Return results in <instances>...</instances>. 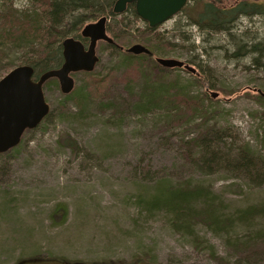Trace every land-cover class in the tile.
<instances>
[{
  "label": "rangeland",
  "instance_id": "1",
  "mask_svg": "<svg viewBox=\"0 0 264 264\" xmlns=\"http://www.w3.org/2000/svg\"><path fill=\"white\" fill-rule=\"evenodd\" d=\"M180 19L176 15L158 26L162 37L176 45L161 58L183 62L194 70L192 74L198 72L206 81L198 85L197 78L186 70L166 72L163 81L176 80L192 95L209 87V94L216 95L213 99L218 102L212 103L209 115L215 113L207 125L215 123L216 129L226 132L228 145L233 141L260 149L264 105H258L251 95L256 90L264 94V74L251 67V57L231 60L227 55L236 45L264 44V17L242 18L231 36L206 39L195 28H180ZM109 22L118 29L114 20ZM143 23L136 22L126 33L140 30ZM180 32L190 40H182ZM107 35L113 36L110 32ZM96 55L99 61L92 73L97 76L104 77L117 67L118 56L104 42L97 43ZM20 56L6 57L0 65V79L9 71L6 69L19 65ZM70 76L75 91L85 76ZM43 92L51 111L61 102L75 108L70 102L75 94H62L52 79L44 83ZM93 105L90 103L81 119L66 115L25 131L18 149L0 157V264H127L134 257L138 260L134 264H146L144 256L154 264H219L210 253L226 257V236L197 226L194 239L173 231L166 214L147 215L135 204V196L149 190L141 182V174L149 171L148 179L157 176L170 184L181 178L210 186L227 212L264 202V186L248 185L245 179L228 174L209 175L200 166L187 164L178 144L196 136L200 119L186 128L178 125L179 120L165 128L166 122H161L157 113L115 123L96 113ZM68 140L76 141L77 150L64 146ZM245 235L240 227L230 233L232 239Z\"/></svg>",
  "mask_w": 264,
  "mask_h": 264
},
{
  "label": "trees",
  "instance_id": "2",
  "mask_svg": "<svg viewBox=\"0 0 264 264\" xmlns=\"http://www.w3.org/2000/svg\"><path fill=\"white\" fill-rule=\"evenodd\" d=\"M25 1L21 5L16 0H0V65L6 57L21 54L16 67L32 68V77L36 81L42 74L61 67L64 40L71 38L80 41L86 48L88 40L81 37V30L101 18L107 21L106 34L110 32L113 35L109 37L112 43L105 44L118 56L117 67L114 69L119 73L113 72V68L104 77L97 76L93 71L80 72L85 76L82 85L79 89L72 90V94L69 93L70 96L75 94L70 100L75 107L74 112L67 106L68 103L61 102L53 111L49 109L35 129L66 115L81 119L90 109V103H94L92 108L96 113L107 115L115 123L153 113L160 116L161 122H166L163 123L164 127L169 122L179 120L178 125L186 128L196 120L203 119V122L199 120L201 129L196 136L187 141H179L178 147L187 164L200 166L199 169L209 175L223 173L233 179H245L248 185L264 186V137L260 149L248 143L233 141L228 145L230 136L226 132L216 129L215 123L207 125L208 118L211 119V114L215 113L213 111L209 115L210 108L214 109L212 103L218 102L217 98L213 99L209 94L208 86V90H204L202 94L192 95L187 86H179L176 80L163 81L166 72L185 71L183 68H163L156 62L157 58L175 50L176 45L162 37L158 27L149 28L146 23L141 22L135 13L134 4L128 5L122 14L115 15L112 10L117 0ZM226 2L229 4L225 5ZM178 15L182 18L180 28H195L204 39L222 34L231 36L240 19L264 17V0H191ZM117 17L119 20L115 21ZM110 19L114 20V24L117 23L119 30L110 25ZM139 21L144 27L126 33V30ZM177 29L178 26L174 31ZM181 30L183 29L179 31ZM180 36L184 41L190 40L185 33L180 32ZM133 45L143 46L150 54L128 53L127 50ZM246 57H251L250 65L253 69L264 74L263 42L236 45L235 50L227 55L231 60ZM4 68H7L6 65ZM9 68L6 69L8 72L14 69ZM129 73L136 78H131ZM186 73L195 76L199 81L198 85L206 81V77L199 76L198 72ZM52 81L59 88L57 80ZM251 96L258 105H264V94L261 91L256 90ZM162 111L165 113L160 114ZM64 146L72 150L78 148L73 140L66 141ZM18 147L19 145L0 157L15 152ZM149 174V171L141 174V182L149 190L145 188L146 195L140 193L134 199L135 204L147 215L166 214L168 225L173 231L194 239V229L197 226H202L215 235L226 236V257L219 258L210 253V257L219 264H264V229L258 226H264V202L227 212L225 203L211 191L210 186L192 184L181 178L170 184L157 176L148 179ZM235 227L246 231L242 239H232L230 236ZM144 260L146 264H154L146 256ZM137 261L134 257L127 264Z\"/></svg>",
  "mask_w": 264,
  "mask_h": 264
},
{
  "label": "water",
  "instance_id": "3",
  "mask_svg": "<svg viewBox=\"0 0 264 264\" xmlns=\"http://www.w3.org/2000/svg\"><path fill=\"white\" fill-rule=\"evenodd\" d=\"M187 2L188 0H117L112 11L115 15H120L128 5L134 4L137 17L149 28H155L178 15ZM81 37L89 42L86 48L80 41L71 38L64 40L61 67L42 74L36 81L32 77L33 69L27 66L16 67L0 79V155L17 147L23 133L35 129L48 114L49 106L43 94L44 83L56 79L60 92L69 94L74 87L70 75L93 71L98 62L97 43H112L106 34L104 18L84 26ZM127 52L133 55L150 54L141 45H133ZM156 62L163 68H183L194 73L193 69L180 61L157 58Z\"/></svg>",
  "mask_w": 264,
  "mask_h": 264
},
{
  "label": "flooded vegetation",
  "instance_id": "4",
  "mask_svg": "<svg viewBox=\"0 0 264 264\" xmlns=\"http://www.w3.org/2000/svg\"><path fill=\"white\" fill-rule=\"evenodd\" d=\"M125 10H126V9H125ZM106 22H107V21H106V19H105V26H106ZM88 43H89V42H88ZM104 43H106V42H104ZM96 56H97V55H96ZM71 75H72V74H71Z\"/></svg>",
  "mask_w": 264,
  "mask_h": 264
}]
</instances>
